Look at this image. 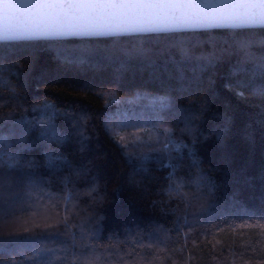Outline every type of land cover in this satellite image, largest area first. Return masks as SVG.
<instances>
[{
    "label": "trees",
    "instance_id": "16d2710c",
    "mask_svg": "<svg viewBox=\"0 0 264 264\" xmlns=\"http://www.w3.org/2000/svg\"><path fill=\"white\" fill-rule=\"evenodd\" d=\"M260 42L259 27L0 41L3 159L18 164L3 183L27 178L0 193V264L264 261V68L244 59ZM52 104L60 143L37 123ZM149 135L184 146L183 202L168 170L133 172L113 139L135 151Z\"/></svg>",
    "mask_w": 264,
    "mask_h": 264
},
{
    "label": "snow or ice",
    "instance_id": "6c2138e0",
    "mask_svg": "<svg viewBox=\"0 0 264 264\" xmlns=\"http://www.w3.org/2000/svg\"><path fill=\"white\" fill-rule=\"evenodd\" d=\"M222 27L264 29V0H0V40L3 41L43 36L112 35ZM254 46H244V59L252 63L259 61V66L264 68V53L257 56L255 52L248 50L249 47ZM260 49H264V42H260ZM183 55L188 59L194 58L187 50L183 52ZM0 87H7L6 82L0 84ZM259 93L264 95V87L259 89ZM45 111L48 114L47 118L37 121L41 127V136L49 141L60 143L64 137L56 121L61 117V110L52 104L45 106ZM68 116V112H63V117ZM27 131V128L22 129L21 137ZM164 131L167 133L170 130ZM113 139L121 147L126 163L131 166L133 172L148 173L151 170L148 165L153 163L157 165V170H168L165 177L168 181L166 191L177 194L183 202L185 194L181 192V189L185 187V184L183 177L176 176V172L183 167V156L179 154L180 149L184 147L182 144L169 141L163 143L161 147H154L152 137L149 135L147 141L143 137L131 141L130 143L137 145V148L135 151H127L128 145L120 143L124 140L123 136ZM7 143L5 138H0V193L5 187L11 192L13 187H20L27 179L26 177L14 178L7 186L4 185V176H11L12 171L18 167V164L11 163L13 157H10L7 162L3 159L7 154L4 150ZM140 146H146L147 152ZM172 151H175L177 155L173 156ZM148 153H155V155ZM58 160L62 162V158L58 155L50 156L47 166L58 167ZM5 164L9 168L8 173L3 171ZM188 167L189 169L198 168V164L193 160ZM202 182L203 178L199 177L197 183ZM96 191L97 189L93 187L88 195L91 196ZM205 194L211 195V189ZM19 196L20 193L15 194V197ZM189 206H191L190 201ZM2 208L3 205L0 203V210ZM257 227L261 229L260 235L264 236V223L257 222ZM147 247L151 248L152 245ZM84 264H96V262L88 260ZM124 264H145V258L125 261ZM260 264H264V261Z\"/></svg>",
    "mask_w": 264,
    "mask_h": 264
},
{
    "label": "water",
    "instance_id": "95a60500",
    "mask_svg": "<svg viewBox=\"0 0 264 264\" xmlns=\"http://www.w3.org/2000/svg\"><path fill=\"white\" fill-rule=\"evenodd\" d=\"M222 28H246V27H222ZM204 29H212V28H184V29H176L172 31L165 32H151V33H143V32H129V33H116L112 35H67V36H43V37H32L27 39H18V40H32V39H61V38H85V37H111L118 35H139V34H156V33H173L180 31H191V30H204ZM3 41V40H0Z\"/></svg>",
    "mask_w": 264,
    "mask_h": 264
}]
</instances>
